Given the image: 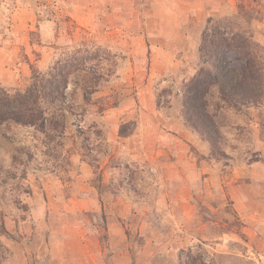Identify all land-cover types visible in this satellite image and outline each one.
Instances as JSON below:
<instances>
[{
    "label": "rangeland",
    "instance_id": "374dc122",
    "mask_svg": "<svg viewBox=\"0 0 264 264\" xmlns=\"http://www.w3.org/2000/svg\"><path fill=\"white\" fill-rule=\"evenodd\" d=\"M236 15L264 63V0H0L9 90L102 48L62 129L0 127L1 264H264V101L218 102L216 145L181 107L208 18Z\"/></svg>",
    "mask_w": 264,
    "mask_h": 264
},
{
    "label": "trees",
    "instance_id": "16d2710c",
    "mask_svg": "<svg viewBox=\"0 0 264 264\" xmlns=\"http://www.w3.org/2000/svg\"><path fill=\"white\" fill-rule=\"evenodd\" d=\"M238 19L239 15L208 18L200 35L197 69L182 81L180 88L185 118L195 129L205 132L214 145L221 137L215 122L221 104L218 102L241 108L264 101L262 48ZM100 50L98 45L92 49L74 48L55 58L46 72L30 65V82L22 89L9 90L0 84V127L14 122L46 135L62 129L64 114L60 108L66 100L69 77L76 72H94L93 77L99 80L102 74L87 67V61L97 59ZM83 89L86 92L88 88ZM213 97L219 101L212 103ZM198 257L186 254L183 264L203 262ZM1 261L0 244V264Z\"/></svg>",
    "mask_w": 264,
    "mask_h": 264
},
{
    "label": "crops",
    "instance_id": "0c3cea01",
    "mask_svg": "<svg viewBox=\"0 0 264 264\" xmlns=\"http://www.w3.org/2000/svg\"><path fill=\"white\" fill-rule=\"evenodd\" d=\"M16 68L17 67L13 68V65L12 64H9V65H7L6 69H4V71H8L9 70V72H12V74H14V73H16V70H17ZM0 75H1V73H0ZM0 84H2V85H8V84H6V81L4 80V78H2V76H0Z\"/></svg>",
    "mask_w": 264,
    "mask_h": 264
}]
</instances>
